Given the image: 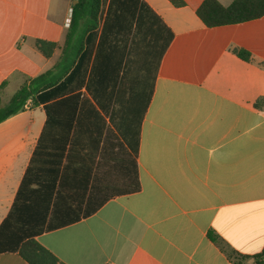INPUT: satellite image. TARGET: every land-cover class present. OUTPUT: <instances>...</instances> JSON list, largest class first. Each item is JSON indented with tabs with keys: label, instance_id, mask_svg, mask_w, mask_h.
<instances>
[{
	"label": "crops",
	"instance_id": "crops-1",
	"mask_svg": "<svg viewBox=\"0 0 264 264\" xmlns=\"http://www.w3.org/2000/svg\"><path fill=\"white\" fill-rule=\"evenodd\" d=\"M74 1L0 0L2 104L59 60ZM142 1L173 38L135 140L126 141L94 104L105 120L95 152L79 148L72 164L66 151H46L45 134L34 161L47 116L42 103L28 100L0 123V225L30 168L32 209L34 178L45 183L56 176L53 190L44 192L49 216L73 208L68 216L80 217L35 236L64 264H254L232 261L207 232L241 256L264 247V16L208 28L195 13L202 0L179 7ZM36 40L56 44L49 57ZM237 49L249 60L239 59ZM9 89L15 91L4 99ZM0 264L27 263L5 251Z\"/></svg>",
	"mask_w": 264,
	"mask_h": 264
},
{
	"label": "trees",
	"instance_id": "trees-1",
	"mask_svg": "<svg viewBox=\"0 0 264 264\" xmlns=\"http://www.w3.org/2000/svg\"><path fill=\"white\" fill-rule=\"evenodd\" d=\"M169 1L176 7L185 5L184 0ZM195 13L208 28L239 24L264 16V0H233L227 6L217 0H202ZM172 38L171 30L142 0H75L59 60L24 83L5 104L0 100V123L22 111L28 100L34 99V105L42 103L47 118L34 150V161L43 135L48 134L46 151L59 149L60 156L66 151V160L76 164L79 148L91 153L99 146L105 120L95 104L131 143L149 103L159 62ZM35 43L46 57L56 47L54 42ZM234 53L244 61L250 58L243 49ZM82 89L93 103L82 95ZM81 106L90 111L82 112ZM29 172L30 168L0 225V253L16 252L27 264H64L41 246L35 236L80 217L68 216L74 212L73 208L61 217L57 216V209H52L49 216L44 192L53 190L56 176L45 183L34 178L37 193L32 209ZM133 189H138L136 177ZM100 201L92 202L83 215L96 211L105 200ZM207 236L234 262L250 259L254 264H264V247L253 256H241L229 250L213 231H208Z\"/></svg>",
	"mask_w": 264,
	"mask_h": 264
},
{
	"label": "rangeland",
	"instance_id": "rangeland-1",
	"mask_svg": "<svg viewBox=\"0 0 264 264\" xmlns=\"http://www.w3.org/2000/svg\"><path fill=\"white\" fill-rule=\"evenodd\" d=\"M57 61H58V60H57ZM56 63H57V62H56ZM11 91H15V90H10V89H9L8 91H6V95L4 96V99H7V97H8V93L11 92Z\"/></svg>",
	"mask_w": 264,
	"mask_h": 264
},
{
	"label": "built area",
	"instance_id": "built-area-1",
	"mask_svg": "<svg viewBox=\"0 0 264 264\" xmlns=\"http://www.w3.org/2000/svg\"><path fill=\"white\" fill-rule=\"evenodd\" d=\"M69 22V21H68ZM68 22L66 23V25L68 26Z\"/></svg>",
	"mask_w": 264,
	"mask_h": 264
}]
</instances>
